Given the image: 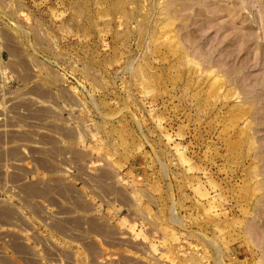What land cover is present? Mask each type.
I'll list each match as a JSON object with an SVG mask.
<instances>
[{
	"label": "rangeland",
	"instance_id": "rangeland-1",
	"mask_svg": "<svg viewBox=\"0 0 264 264\" xmlns=\"http://www.w3.org/2000/svg\"><path fill=\"white\" fill-rule=\"evenodd\" d=\"M0 2L56 88L0 264H264V0Z\"/></svg>",
	"mask_w": 264,
	"mask_h": 264
},
{
	"label": "crops",
	"instance_id": "crops-1",
	"mask_svg": "<svg viewBox=\"0 0 264 264\" xmlns=\"http://www.w3.org/2000/svg\"><path fill=\"white\" fill-rule=\"evenodd\" d=\"M14 19L7 5L0 2V171H48L47 166L39 165L51 162L49 140L55 136L39 130L38 112L48 107L56 88L50 82L39 83L28 63L34 59L28 53L33 29L14 27ZM137 176L136 180L132 175L130 181L138 183ZM42 194L50 196L47 189Z\"/></svg>",
	"mask_w": 264,
	"mask_h": 264
}]
</instances>
